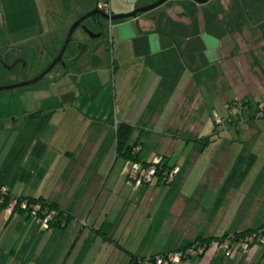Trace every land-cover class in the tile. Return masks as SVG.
Wrapping results in <instances>:
<instances>
[{"label": "crops", "instance_id": "1", "mask_svg": "<svg viewBox=\"0 0 264 264\" xmlns=\"http://www.w3.org/2000/svg\"><path fill=\"white\" fill-rule=\"evenodd\" d=\"M47 1L0 0V52L38 37L57 17L68 29L99 2L109 1L112 14L138 7ZM150 11L112 23L111 65L78 73V92H67L73 96L0 118V147L11 143L0 172L12 155L15 162L0 189L56 204L69 217L65 226L45 227L0 202V264H131L264 226V0H168ZM28 118L43 125L25 137L15 129ZM122 122L133 127L140 163L163 158L179 167L171 182L126 184L132 162L117 153ZM214 134L223 144L209 145L204 157L196 139ZM183 264H264V243L230 257L222 249L196 252Z\"/></svg>", "mask_w": 264, "mask_h": 264}, {"label": "rangeland", "instance_id": "2", "mask_svg": "<svg viewBox=\"0 0 264 264\" xmlns=\"http://www.w3.org/2000/svg\"><path fill=\"white\" fill-rule=\"evenodd\" d=\"M128 1L138 3L137 8L131 7V5L130 7L127 6L129 7L128 11L131 10L130 12L134 11L135 9L151 5V3H149L148 5L141 6L140 4L141 1L143 0H128ZM201 5H205V4H201ZM74 16L76 15L72 14L70 16V19H72ZM76 20L73 21V23L67 29L66 26H64L65 23L67 22H64V20L61 19V17L59 18L57 17L54 19V23L53 20H51L50 22H48L46 26L43 25L46 28L45 30L44 29L39 30L38 37H33L31 40L26 41V43L23 45H10L7 49H3L4 50L3 52L6 54L7 57H4L3 63L0 64V87L15 85L22 81H29L37 77L39 74H41L51 64L54 58H56L53 57L54 54L61 49L68 34V31L70 30L72 25L76 22ZM84 23L86 25H89L91 23V19H86ZM8 26L9 28H11L10 21ZM132 27L133 26H131V28ZM5 32L8 34L9 29L8 30L6 29ZM215 32L217 33V30H215ZM111 37H112V23L107 25L106 36L104 38V41L102 40L103 42L102 41H100V43L96 41L90 42L89 43L90 47H88V49L83 53V55L78 60H74L75 57H71V56H73V54L76 51V48L78 47L77 42H79L80 40H89V38L84 37L81 30H77L73 34V41L70 43L69 47L67 48L65 57H63V61L57 64L50 71V73H48L42 80L31 85L0 91V118L3 119H11L12 117L21 118L24 115L37 112V110H40L41 108H45V102H43V100L48 97L55 96L58 99H62L64 96H66L69 90L71 91L76 90L78 92L77 76H76L78 75V73L90 67L99 68L101 65H108L109 68V66L111 65V60H112ZM15 56H25L18 59H24V61L26 62V66L23 67L22 64L19 63L12 69H6L4 67V64L11 65L16 60H18V59L13 60ZM183 56L187 57L184 54ZM184 60L187 61L186 58ZM45 64H47L46 67H44ZM104 77H105L104 81H106L105 84L110 88L112 83L111 72L109 70L108 71L106 70L104 72ZM92 78L93 79H91V81L95 82L96 81L95 77L93 76ZM190 92L191 91H189V89H186L185 94L188 95ZM205 94L206 92L204 93V95ZM251 107H252L251 114L253 115L255 113L254 112L255 107L253 103H251ZM43 113H44L43 115L46 116L49 113V111L45 110ZM33 121L34 122H30L28 118L27 122L25 121L18 122L15 131L21 132L23 136L28 137L31 134V132L35 130L37 131L41 127L40 126L41 122L38 123V121L36 120ZM52 125L54 126V124ZM0 127L2 128V130H4V127H2V125H0ZM37 127L39 128L37 129ZM8 131H13V128H11V130ZM234 136L237 137L236 134ZM196 140L200 143L199 147L201 148L200 150L202 151H205L209 145H210V150L213 151L214 149H216L217 146L223 144L222 137L221 136L217 137V134H214L212 136L197 138ZM10 146L11 143L6 147V149L0 147V169L4 159L7 156L5 155L4 157V154H6L5 152L10 149ZM3 150L6 151L3 152ZM206 152L207 153H204L203 156L205 155L204 157H209L208 149L206 150ZM17 162L20 163L19 161ZM13 164H15V162L12 155L6 163V168H2V172H0V178L3 175V171H7L10 168V166ZM36 203H33L31 206L35 205ZM13 213H16L15 210ZM37 213L38 212H36V214H33L31 211L29 212V215L38 218L39 221L42 224H44L45 223L44 218L47 215V213L42 217H40ZM47 225L49 227L50 222H48Z\"/></svg>", "mask_w": 264, "mask_h": 264}, {"label": "built area", "instance_id": "3", "mask_svg": "<svg viewBox=\"0 0 264 264\" xmlns=\"http://www.w3.org/2000/svg\"><path fill=\"white\" fill-rule=\"evenodd\" d=\"M99 9L105 11L107 14L112 15L111 5L109 1L99 2ZM263 107H261V110ZM220 122V117H217ZM150 163V164H142L140 162H133L131 165V169L128 173L126 184L127 185H141L144 183H151L156 177L158 178L159 172V162ZM179 167L175 166L169 170H166L163 173V178L166 182H171L175 175L178 173ZM8 191L6 187H2L0 189V202L4 203L5 198L8 196ZM18 199L14 196H11L6 208L7 213L11 214L14 212L16 206L18 205ZM19 206L21 208H27V201H21ZM41 209L40 203H36L32 206V213L36 214ZM56 212L51 210L45 216V223L43 224L45 227H48L47 223L54 218ZM259 241L260 243H264V228L256 233H252L246 238L239 239H226L220 242H212L208 247L210 250H220L222 249L225 252L226 257L232 256L236 251L242 249L243 251H248L252 244ZM205 247H200V249L196 250L195 247H190L188 250L183 252H169L164 255H159L156 257H147L142 259L139 264H183L184 260H186L189 256L196 252H203Z\"/></svg>", "mask_w": 264, "mask_h": 264}, {"label": "trees", "instance_id": "4", "mask_svg": "<svg viewBox=\"0 0 264 264\" xmlns=\"http://www.w3.org/2000/svg\"><path fill=\"white\" fill-rule=\"evenodd\" d=\"M119 21H122V20H119ZM261 107H263L262 110H261ZM258 108H259L258 109V116H260V117L264 116V104L260 105ZM3 122L4 121L2 119H0V125H3ZM132 132H133V127L130 124L124 123V122L117 124V131H116V133H117V153H118L119 156H123L125 159H127V160H129V161H131L133 163V162H139V158H138V152L136 151V144L132 145L130 143ZM144 164L147 165V164H150V163H144ZM171 168H173V167H169L167 165V163H164V159L162 158L161 161L159 162L158 178L156 177L155 179L156 180H161V181H163L165 183H168L163 178V173L166 170H169ZM10 197H11V195L8 194V196L5 198V202L3 203L5 207L7 206ZM14 197H16L18 199V202H19L18 205L15 208V212H25V213L29 214V212L32 211V206L31 205L33 203L39 202L41 204V209L38 211L37 214L40 217L44 216L46 213H48L51 210H54L56 212L54 218L51 221H49L50 222L49 227H61V226H65L69 222V217L64 216V213L59 210V208H58V206L56 204H49L45 200H43L41 198H25V197H22V196H20V197L14 196ZM21 201H27L28 207L24 208V209L21 208L19 206ZM263 228H264V226L259 227L257 229H253V230H251V229L250 230H246V231H243V232H240V233H236V234L232 235L231 237L224 235V236H221V237H213V238L202 239L200 241H195L193 243H190L185 248H182V249L177 250V251H172V252H183V251L185 252L190 247H195L196 250L200 249V247H205V250L203 251V252H205V251L209 250L208 246L214 241L220 242V241H224L226 239H231L232 240V239L246 238L250 234L256 233V232L260 231ZM257 243H260V242L257 241L255 244H257ZM252 245H251V247H252ZM240 250H242V249H239L238 251H240ZM203 252H199V253H203ZM164 254H166V253L155 254V255L147 256V257L153 258V257L159 256V255H164ZM224 254H225V252H224ZM147 257H140V258L133 257L132 260H131V264H139L142 259H145Z\"/></svg>", "mask_w": 264, "mask_h": 264}, {"label": "water", "instance_id": "5", "mask_svg": "<svg viewBox=\"0 0 264 264\" xmlns=\"http://www.w3.org/2000/svg\"><path fill=\"white\" fill-rule=\"evenodd\" d=\"M168 0H157L156 2L152 3L151 5L142 7V8H138L135 9L132 12H128V13H119V14H112L109 15L107 14L105 11L100 10L98 8L88 12L87 14L83 15L82 17H80L70 28V30L68 31V34L66 36L64 45L62 47V50L60 51V56L65 52L67 46L69 45V43L72 41L73 38V34L75 32V30L79 27V25L86 19L93 17L95 15H98L100 17H102L103 19H105L107 22H109L110 24L119 20H124V19H129V18H135L139 13L142 12H147L150 10L155 9L156 7L162 5L163 3H165ZM199 3H206L209 0H196ZM100 35H96V37H99ZM87 50V45H85V48H82L77 57L74 58V60H78L80 58V56ZM63 61V57H56L54 58V60L51 62V64L41 73L39 74L37 77L33 78L32 80L29 81H22L18 84L15 85H10V86H4V87H0V91H4V90H9V89H14V88H18V87H23V86H27V85H31L34 83H37L38 81L42 80L57 64L61 63ZM22 63V66L25 67L26 66V62L24 61V59H19L17 61H15L14 63H12L11 65H7L6 68L8 69H12L14 68L17 64Z\"/></svg>", "mask_w": 264, "mask_h": 264}, {"label": "flooded vegetation", "instance_id": "6", "mask_svg": "<svg viewBox=\"0 0 264 264\" xmlns=\"http://www.w3.org/2000/svg\"><path fill=\"white\" fill-rule=\"evenodd\" d=\"M99 9V8H98ZM101 10V9H100ZM88 19H91V23L89 24V25H86L85 23H84V21L79 25V27L75 30V32L77 31V30H81V32H82V34L84 35V37H87V38H89V40H80L79 42H77V44H78V47L76 48V51H75V53L73 54V56H71V57H77V55H78V53H79V51L82 49V48H85V45H87V49H88V47H90V45H89V43L90 42H94V41H96V42H99L100 43V41H104V38H105V36H106V28H107V25H109L110 23L109 22H107L105 19H103L102 17H100V16H98V15H95V16H93V17H90V18H88ZM74 32V33H75ZM96 35H100L99 37H96ZM72 41H73V38H72ZM71 41V42H72ZM102 41V42H103ZM65 42V41H64ZM70 42V43H71ZM70 43H69V45H70ZM76 43V42H75ZM63 45H64V43H63ZM63 45H62V47H63ZM69 45L67 46V48L69 47ZM99 45V44H98ZM62 47H61V49L56 53V54H54V56L53 57H65V54H66V51H67V48H66V50H65V52L60 56V51L62 50ZM83 55V54H82ZM81 55V56H82ZM80 56V57H81ZM4 57H7L6 56V54L4 53V52H0V64L1 63H3V61H4ZM10 57V56H9ZM15 57H25V56H15ZM19 60V59H18ZM17 61V60H16ZM20 64H22V63H20ZM6 64H4V67L6 68ZM9 66V65H8ZM6 69H8V68H6ZM50 73V72H49ZM70 96H73V94H71V95H69L68 93L66 94V96H64L63 98H62V100H65V99H67L68 97H70Z\"/></svg>", "mask_w": 264, "mask_h": 264}]
</instances>
